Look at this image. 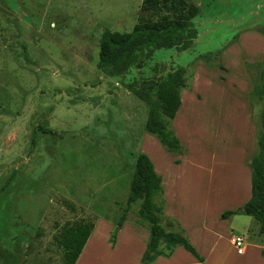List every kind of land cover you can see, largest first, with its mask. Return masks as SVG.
Wrapping results in <instances>:
<instances>
[{"label": "rangeland", "instance_id": "374dc122", "mask_svg": "<svg viewBox=\"0 0 264 264\" xmlns=\"http://www.w3.org/2000/svg\"><path fill=\"white\" fill-rule=\"evenodd\" d=\"M192 2L199 14L193 20L197 35L190 49L144 50L126 72L111 76L99 67L100 38L106 30L131 32L143 15L142 0H0V264H64L61 234L81 222L101 219L96 237L105 224L113 230L123 214L124 223L147 229L136 223L139 203L123 210L134 157L143 153L142 145L147 143L148 152L155 146L152 141L157 142L145 132L149 103L137 96V87L148 90L150 82L183 68L188 90L181 91L180 98L188 93L187 99L204 101V116L187 117L185 126L196 119L212 128L209 100L229 93L242 98L248 91L258 126L264 96L259 100L252 85L264 76V57L258 56H264V48L247 35L243 46L237 44L229 55L227 50L242 33L264 24V0ZM243 47L257 58L239 59ZM214 133L204 139L207 149L221 146L222 133ZM162 152L159 169L165 162L174 167L180 162L176 155ZM199 161L195 171L188 167L183 179L191 183L194 176L196 186L198 179L204 186L210 179L215 203L223 205L219 210H229L245 198L244 192H236L240 186L230 187L229 167L215 169L209 160ZM163 178L165 188L166 175ZM232 178L238 179L236 172ZM183 192L192 199L190 205L198 198V190ZM197 218L202 220V215ZM166 223L160 220L165 230H172ZM209 225L220 229L222 243L215 251L219 264L222 257H244L233 250L232 237L244 238L247 246L259 235L254 229L249 237L250 228H260L244 214ZM197 244L198 253L208 254ZM92 247L78 264H138L131 245L116 259H94ZM176 264L189 262L183 258Z\"/></svg>", "mask_w": 264, "mask_h": 264}, {"label": "trees", "instance_id": "16d2710c", "mask_svg": "<svg viewBox=\"0 0 264 264\" xmlns=\"http://www.w3.org/2000/svg\"><path fill=\"white\" fill-rule=\"evenodd\" d=\"M138 23L129 33L104 31L99 41V67L111 76H119L130 68L138 53L144 50L187 51L192 47L197 32L193 20L199 14V8L192 0H142ZM157 17V20L155 18ZM253 31L264 36V24ZM261 65H264V62ZM253 82L252 92L259 100L264 96V76ZM188 90L186 70L179 68L164 78L152 81L148 90L139 86L137 96L149 103L145 121V132L158 140L163 150L169 154L181 155L184 152L171 123L181 104V91ZM257 154L249 161L251 171L250 200L236 211H225L220 220H227L236 214L253 218L264 232V105L259 116L258 131L255 140ZM134 172L124 213L139 203L136 223L146 226L149 238L141 263L151 264L158 257L169 258L174 249L181 247L198 262L203 259L189 243L179 225L167 220V231L160 224L163 219L165 199L161 177L155 172L149 157L140 153L134 157ZM176 164L179 162L176 161ZM123 214L110 233L109 242L115 245V237L122 223ZM93 223L81 222L70 226L61 234L64 264H75L90 234Z\"/></svg>", "mask_w": 264, "mask_h": 264}, {"label": "crops", "instance_id": "0c3cea01", "mask_svg": "<svg viewBox=\"0 0 264 264\" xmlns=\"http://www.w3.org/2000/svg\"><path fill=\"white\" fill-rule=\"evenodd\" d=\"M247 35H252L253 37L251 39L253 41H258L260 43L259 45H261V48H264L263 35L253 31L244 32L238 38L237 42L228 48L227 55L235 51L234 49L237 44L240 47L243 46L245 37ZM240 52L241 57L239 56V59L241 60H243V58H249V60H251L250 58H257V55L251 53L249 48H240ZM245 53L247 55L246 57ZM258 56L264 57L263 55ZM226 86H228L230 89V84L226 83ZM231 89L234 88L231 86ZM229 94L230 96L228 97L214 98L209 100L212 106L209 110V124L210 127L212 126V128L208 129H206L207 127L204 125L205 123L203 124L199 121L197 122L196 120L197 116H204V110L200 108L203 106L204 101L199 103V101L195 99H187L189 97L188 93L181 98L180 107L178 108L171 123L173 132L184 149L183 154L176 155L177 158L175 160H180V162L176 164L175 167L171 163L165 162L162 165V169L158 168V162L161 161V158H163L165 155L162 152L163 148L156 138L155 139L157 142L152 141L155 143L154 148L148 150V152L144 149L147 143L142 145L144 150L143 154L145 153V155L147 154L150 157L149 159L153 163L155 172L161 177V184L164 182V175H166L167 178V187H163L165 199L163 218L175 221L179 225V227L187 236L189 243L196 250L197 254L203 259V262L200 263L183 248L178 247L174 249L172 255L169 258L158 257L151 264H176L177 260L183 258L186 259L189 264H205L206 261H213V263L219 264L218 260L220 257L215 251L221 246V233H219L220 229L212 227L209 225V222L212 220H217L218 218L220 220V216L225 211L223 212V210H219V208H223V205L215 203L216 198L212 191L213 183L210 181V179L207 186H204L200 179H198L199 185L196 186V179L194 176L192 180H190L191 183L187 182L188 179H183V175L188 171V167L193 166V169L190 167V172H192V170L195 171L197 164L200 165L199 160L204 159L209 160L208 162L211 163L215 169L222 166L230 168L231 178L229 180V185L232 188L233 186H240L238 187L239 191L236 192H239V194L244 192L242 198H244V196L245 198L240 202L229 205V210L226 211H236L250 200L251 171L249 168V161L257 154L255 140L258 126L252 120L250 98L248 97L249 91L242 98L233 97L232 93ZM192 115H194L193 117L196 119L189 121L185 126V119L187 117L193 118ZM183 126L186 127V132ZM211 131L215 132L214 134L217 137H220V134L222 133L220 137L221 139L219 138L221 146L216 148V150H212L210 148L207 149V147L203 145L205 144L204 139L209 135L207 133L211 134ZM146 138L148 137L146 136ZM197 141H200V143H197ZM153 150L156 152L153 153ZM198 168L200 170L201 166ZM234 172H236V177L238 178L237 180H233L232 178V174ZM184 180L185 182H183ZM187 187L190 189L187 190ZM190 190H192L193 193H195L197 190L199 191L198 198L193 199L194 201L192 205H190L192 199L184 196L185 193L183 192ZM184 201L187 202L188 205L184 203ZM215 210H218V212L213 214ZM198 214L202 215V220L197 218ZM100 220L101 219H98L94 224V228L91 231V234L75 264H78V262L82 260L84 253L91 244L93 246V255L96 257L94 259H101L103 255L112 259H116L120 252L123 250L127 251L131 245L132 251L136 250L137 254L135 262L141 264V258L146 251V245L149 238V231H147L148 229L143 230L135 224L123 222L116 235L115 245L114 247H111V244H109L108 240L113 225L111 226V224H105V226L102 227L103 229L100 237H96V232L99 225L101 224ZM199 221L204 222L202 225L204 227L198 224ZM254 229H257L259 232L257 241H252L251 239L250 244L246 246V240L242 238L244 243L243 253L241 255L245 253L244 257L237 258L236 260H230L228 257H222V263L220 264H264V234L260 232L259 227L255 226L253 229L250 228L251 232L249 237H251L252 231ZM235 238L236 237H232L230 240L232 246L234 247H232L233 250H236L233 244V240ZM122 239L125 241L124 244L122 243ZM197 243L204 245V247L208 250V254L198 253ZM236 254L239 255L237 250ZM91 259H93V257Z\"/></svg>", "mask_w": 264, "mask_h": 264}, {"label": "built area", "instance_id": "2783aa9c", "mask_svg": "<svg viewBox=\"0 0 264 264\" xmlns=\"http://www.w3.org/2000/svg\"><path fill=\"white\" fill-rule=\"evenodd\" d=\"M243 243H244V240L240 237H236L234 240H233V244L237 250V253L239 255H241L243 253Z\"/></svg>", "mask_w": 264, "mask_h": 264}]
</instances>
